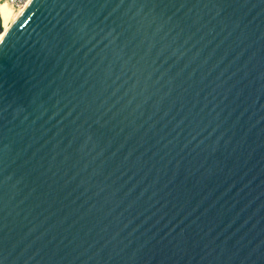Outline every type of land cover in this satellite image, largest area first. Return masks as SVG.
I'll return each instance as SVG.
<instances>
[{"label":"water","instance_id":"obj_1","mask_svg":"<svg viewBox=\"0 0 264 264\" xmlns=\"http://www.w3.org/2000/svg\"><path fill=\"white\" fill-rule=\"evenodd\" d=\"M0 264H264V0H28Z\"/></svg>","mask_w":264,"mask_h":264},{"label":"bare ground","instance_id":"obj_2","mask_svg":"<svg viewBox=\"0 0 264 264\" xmlns=\"http://www.w3.org/2000/svg\"><path fill=\"white\" fill-rule=\"evenodd\" d=\"M22 8H20L18 11H16V13L19 14V12L21 11ZM10 18H11L10 10L7 9L6 6H0V20H1V27H2V33H0V40H1L2 36L7 32L10 25L12 24L11 23L10 25H7Z\"/></svg>","mask_w":264,"mask_h":264},{"label":"rangeland","instance_id":"obj_3","mask_svg":"<svg viewBox=\"0 0 264 264\" xmlns=\"http://www.w3.org/2000/svg\"><path fill=\"white\" fill-rule=\"evenodd\" d=\"M0 6H6L7 9L10 10L11 18H10V20H9L8 23H7V25H10V24L14 21V19L16 18V16L18 15V14L16 13L17 10H16V9H13V8L7 3V0H0Z\"/></svg>","mask_w":264,"mask_h":264},{"label":"built area","instance_id":"obj_4","mask_svg":"<svg viewBox=\"0 0 264 264\" xmlns=\"http://www.w3.org/2000/svg\"><path fill=\"white\" fill-rule=\"evenodd\" d=\"M28 2V0H7V3L13 8L16 9L17 11L24 7L25 4Z\"/></svg>","mask_w":264,"mask_h":264}]
</instances>
